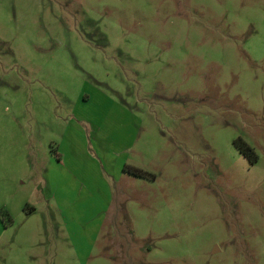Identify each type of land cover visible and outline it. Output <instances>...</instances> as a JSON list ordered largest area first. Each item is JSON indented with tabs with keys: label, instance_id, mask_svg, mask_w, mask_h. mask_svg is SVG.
<instances>
[{
	"label": "rangeland",
	"instance_id": "1",
	"mask_svg": "<svg viewBox=\"0 0 264 264\" xmlns=\"http://www.w3.org/2000/svg\"><path fill=\"white\" fill-rule=\"evenodd\" d=\"M0 264H264V0H0Z\"/></svg>",
	"mask_w": 264,
	"mask_h": 264
},
{
	"label": "trees",
	"instance_id": "2",
	"mask_svg": "<svg viewBox=\"0 0 264 264\" xmlns=\"http://www.w3.org/2000/svg\"><path fill=\"white\" fill-rule=\"evenodd\" d=\"M234 144L238 147L240 153L246 157V159L251 163H255L257 161V154L252 150V148H250L248 145H246L245 143L235 140ZM123 171L126 173H130L134 176H139L142 177L144 175H146L147 173L140 170V169H136L134 167H130L129 165H124L123 167Z\"/></svg>",
	"mask_w": 264,
	"mask_h": 264
},
{
	"label": "crops",
	"instance_id": "3",
	"mask_svg": "<svg viewBox=\"0 0 264 264\" xmlns=\"http://www.w3.org/2000/svg\"><path fill=\"white\" fill-rule=\"evenodd\" d=\"M119 169V168H118ZM48 178L46 179V186H48V185H50L51 186V184H50V181L48 180Z\"/></svg>",
	"mask_w": 264,
	"mask_h": 264
},
{
	"label": "flooded vegetation",
	"instance_id": "4",
	"mask_svg": "<svg viewBox=\"0 0 264 264\" xmlns=\"http://www.w3.org/2000/svg\"><path fill=\"white\" fill-rule=\"evenodd\" d=\"M246 158V157H245Z\"/></svg>",
	"mask_w": 264,
	"mask_h": 264
}]
</instances>
